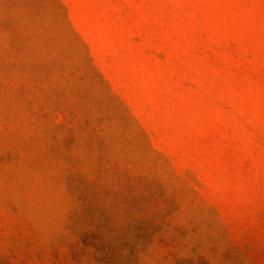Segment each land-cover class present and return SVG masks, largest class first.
<instances>
[{
	"label": "rangeland",
	"instance_id": "obj_1",
	"mask_svg": "<svg viewBox=\"0 0 264 264\" xmlns=\"http://www.w3.org/2000/svg\"><path fill=\"white\" fill-rule=\"evenodd\" d=\"M0 264H264V0H0Z\"/></svg>",
	"mask_w": 264,
	"mask_h": 264
}]
</instances>
